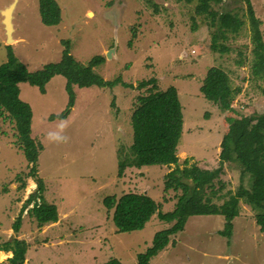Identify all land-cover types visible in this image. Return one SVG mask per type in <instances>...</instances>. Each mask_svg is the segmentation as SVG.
I'll return each instance as SVG.
<instances>
[{"label": "rangeland", "instance_id": "rangeland-1", "mask_svg": "<svg viewBox=\"0 0 264 264\" xmlns=\"http://www.w3.org/2000/svg\"><path fill=\"white\" fill-rule=\"evenodd\" d=\"M13 1L0 0V10ZM56 1L63 13L58 26L42 22L40 0L18 1L14 12L17 40L12 43L16 57L35 72L59 62L64 41H71L70 53L82 64L88 65L96 56L106 57L94 69L106 80L121 76L136 87L143 79L157 77L161 89L176 87L184 114L179 166L190 169V183L195 167H219L228 118L264 114V81L252 75L255 42L246 0H224L214 5L221 13L239 14L245 21L239 33L230 34L226 43L230 49L223 54L211 47L215 30L209 26L211 19L202 0ZM251 1L262 22L264 38V0ZM107 11L110 19L106 18ZM119 19L117 53L108 59ZM2 20L0 12V65L8 61ZM213 66L228 73L233 91L242 89L233 99V109H222L202 94L204 79ZM66 85L67 79L58 75L43 94L36 86L20 83L21 98L33 109V138L44 146L39 174L45 183V200L57 206L56 223L39 226L28 213L32 202L25 209L21 229L14 230L37 184L25 177L29 162L18 147L15 121L8 113L0 114V248L7 243L13 245L15 239L25 241L23 264H113L115 259L122 264H139L138 254L152 245L155 234L172 228L177 221H162L155 215L143 230L119 233L113 221L115 208L109 210L105 200L114 196L119 201L129 193H144L161 205L162 213H170L182 192L164 190L166 176L176 166L129 168L124 177H119L117 152L133 144L130 116L139 90L122 84L114 89L74 85L71 113L66 119L50 120L52 114L67 110ZM63 124L66 127L62 128ZM50 135L67 137L68 142L51 141ZM240 175L239 165L224 164L219 177L224 186L216 185L222 187L214 202L222 204L230 191H236ZM26 179L28 184L23 189ZM241 203L245 211L234 221L230 240L219 234L225 225L223 216H192L185 229L172 238L174 244L152 258L150 264H264V233L254 216L260 211L244 199ZM13 256V251L7 255L1 252L0 262L12 264L9 259Z\"/></svg>", "mask_w": 264, "mask_h": 264}, {"label": "trees", "instance_id": "trees-1", "mask_svg": "<svg viewBox=\"0 0 264 264\" xmlns=\"http://www.w3.org/2000/svg\"><path fill=\"white\" fill-rule=\"evenodd\" d=\"M177 1L190 3L192 0ZM223 1L202 0V7L207 17L211 19L209 26L215 30L211 47L222 54L230 49L226 44L230 34L239 33L245 25L239 14L221 13L214 7ZM246 2L255 42L252 75L253 79L264 81L262 22L257 17L252 1L246 0ZM39 9L42 22L46 26L60 25L63 13L56 0H40ZM64 44L66 46L59 62L47 64L43 69L35 72H31L26 64L20 62L13 45H7L8 61L0 65V114L8 113V116L15 121L18 147L29 162V171L25 177L32 178L37 184L36 192L29 197L14 224L15 231L19 232L21 229L25 209L32 202L34 206L28 213L35 218L39 226L58 221L57 206L49 204L44 198L45 183L39 174V158L44 146L33 138V109L21 98L20 83L27 82L38 87L45 94L47 84L59 75L67 79L69 102L65 112L52 114L50 120L66 119L71 113L75 105L74 85L114 89L118 84H122L139 90L135 108L130 116L134 132L133 144L128 150L123 148L117 152L119 177H124L129 168L176 166V169L166 176L164 187L165 192L182 191L177 197L175 210L170 213H162L161 205L144 193H129L119 201L114 196L105 200L109 210L115 208L113 221L119 233L143 230L155 215L162 221H177L172 228L160 230L155 234L152 245L144 253L138 254L139 264H150L152 258L174 244L172 238L177 232L185 229L186 222L192 216H223L225 225L219 234L230 240L233 236L234 221L245 211L241 205L243 199L255 210L260 211L254 216L261 232L264 233V114L228 118L229 127L220 147L219 167L211 170L195 167L193 183H190L187 180L192 177L190 169H181L179 166L178 149L184 131L183 105L179 90L176 87L161 89L157 77L143 79L136 87L133 83H126L121 76L114 80H106L94 70L106 61L105 56H96L85 65L78 62L70 53L71 41H64ZM201 91L209 102L219 105L222 109H233V99L242 89L233 91L228 73L219 66H213L204 79ZM262 92L264 94L263 87ZM227 162L240 166L241 183L234 193L231 191L228 193V198L222 204H217L213 197L222 187L216 188V185L220 183L223 185L219 177L224 172V164ZM27 179L22 185L23 189L27 187ZM26 249L25 241L15 239L13 245L7 243L5 248H0V251H13L14 256L9 259L10 262L23 264ZM112 263L122 264L118 259L113 260ZM0 264L5 263L0 262Z\"/></svg>", "mask_w": 264, "mask_h": 264}, {"label": "water", "instance_id": "water-1", "mask_svg": "<svg viewBox=\"0 0 264 264\" xmlns=\"http://www.w3.org/2000/svg\"><path fill=\"white\" fill-rule=\"evenodd\" d=\"M19 0H14L9 6H7L4 10H1V14L3 15V24L6 30V35H7V45H12V43L15 42L14 38V33H15V24H14V12L17 8V3ZM119 2H116L118 4ZM108 13V11H107ZM106 13V18L110 19V11L107 14ZM122 16V15H121ZM120 16V19H122ZM119 19V20H120ZM121 23V20L118 22V24L115 26L116 31H115V45L111 49L110 52L107 53L108 59H112L113 56H116L117 53V47H118V36H117V28H119Z\"/></svg>", "mask_w": 264, "mask_h": 264}, {"label": "clouds", "instance_id": "clouds-1", "mask_svg": "<svg viewBox=\"0 0 264 264\" xmlns=\"http://www.w3.org/2000/svg\"><path fill=\"white\" fill-rule=\"evenodd\" d=\"M63 127H66V124H63L62 128ZM49 139L51 141L58 142V143H67L68 142V138L67 137H63V136H59V135H50Z\"/></svg>", "mask_w": 264, "mask_h": 264}, {"label": "crops", "instance_id": "crops-1", "mask_svg": "<svg viewBox=\"0 0 264 264\" xmlns=\"http://www.w3.org/2000/svg\"><path fill=\"white\" fill-rule=\"evenodd\" d=\"M0 12H1V10H0ZM2 24H3V20H2ZM4 26V25H3ZM5 28V27H4ZM5 30V29H4ZM5 35H6V30H5ZM6 37H7V35H6ZM15 38V37H14ZM16 38H15V42H16ZM4 41H5V39H4ZM6 43H7V41H6ZM7 45V44H6ZM0 252H4L6 255H7V253H9V252H6V251H0ZM7 258H9V257H7ZM12 258V257H11Z\"/></svg>", "mask_w": 264, "mask_h": 264}, {"label": "bare ground", "instance_id": "bare-ground-1", "mask_svg": "<svg viewBox=\"0 0 264 264\" xmlns=\"http://www.w3.org/2000/svg\"><path fill=\"white\" fill-rule=\"evenodd\" d=\"M90 15H92V13L90 12Z\"/></svg>", "mask_w": 264, "mask_h": 264}]
</instances>
